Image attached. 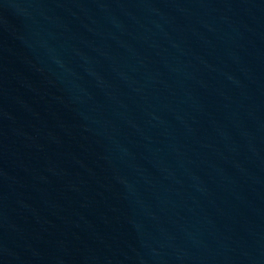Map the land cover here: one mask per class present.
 Listing matches in <instances>:
<instances>
[{
    "label": "water",
    "instance_id": "water-1",
    "mask_svg": "<svg viewBox=\"0 0 264 264\" xmlns=\"http://www.w3.org/2000/svg\"><path fill=\"white\" fill-rule=\"evenodd\" d=\"M0 264H264V0H0Z\"/></svg>",
    "mask_w": 264,
    "mask_h": 264
}]
</instances>
